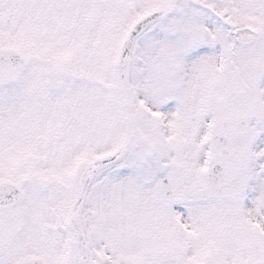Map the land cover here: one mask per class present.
I'll use <instances>...</instances> for the list:
<instances>
[{
  "label": "snow or ice",
  "instance_id": "obj_1",
  "mask_svg": "<svg viewBox=\"0 0 264 264\" xmlns=\"http://www.w3.org/2000/svg\"><path fill=\"white\" fill-rule=\"evenodd\" d=\"M0 264H264V0H0Z\"/></svg>",
  "mask_w": 264,
  "mask_h": 264
}]
</instances>
